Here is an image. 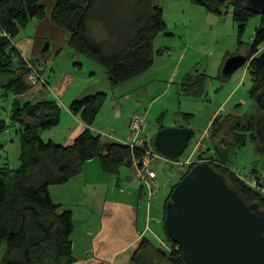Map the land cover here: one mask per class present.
I'll use <instances>...</instances> for the list:
<instances>
[{
	"label": "trees",
	"instance_id": "trees-1",
	"mask_svg": "<svg viewBox=\"0 0 264 264\" xmlns=\"http://www.w3.org/2000/svg\"><path fill=\"white\" fill-rule=\"evenodd\" d=\"M191 1L221 17L226 9L232 8L240 37L251 19L261 18L247 55L253 81L250 98L256 110L246 117L217 116L206 136L209 147L200 154L203 155L200 159L222 175L245 202L258 204L264 211V195L227 170L233 165L232 154L248 138L256 145L258 154L264 156V15L247 10L237 0ZM43 2L0 0V87L6 89L7 95L14 96L11 123L0 117V137L12 123L19 124L21 150L17 169L0 165V250L5 246L0 264H74V217L71 211H61L62 207L53 202L50 188L81 175L84 165L94 159L100 160L109 175H120L123 169L133 165L127 144L103 141L91 129L106 101V93L72 103L71 113L87 126L72 145L42 139V131L60 126L62 108L53 100L24 102L22 97L32 90L27 82L31 69L14 45L15 37L34 19L43 20L49 15L53 25L67 33L69 46L77 54L102 65L111 85L116 87L153 67L154 41L167 30L164 11L154 0H55L48 12ZM221 75L219 79L223 82L228 79ZM207 79L206 73L188 74L180 84V91L200 98ZM192 118V114H180L186 123ZM195 165L181 175L180 181ZM256 177L260 175L254 170L251 178ZM176 186L171 188L166 207ZM165 233L168 235L166 229ZM169 241L166 249L143 239L132 254V264H187L182 250L170 237Z\"/></svg>",
	"mask_w": 264,
	"mask_h": 264
},
{
	"label": "rangeland",
	"instance_id": "rangeland-1",
	"mask_svg": "<svg viewBox=\"0 0 264 264\" xmlns=\"http://www.w3.org/2000/svg\"><path fill=\"white\" fill-rule=\"evenodd\" d=\"M154 2L163 9L169 31L177 33L175 38H170L166 41L168 44L178 46L177 49L172 50L174 60L171 59L162 63L161 60H158L153 67L151 77H147L148 79L150 78L151 83H138L140 79L136 78L114 87L116 90L115 94L131 93L133 100L128 101L130 97L124 96L121 98L123 109L120 117L114 118L111 111L105 115L103 120L108 123L114 118V120H118L117 124L119 126H124L126 117L138 110L141 115L146 116L144 117L149 122V133L151 135V133H156L157 127L162 121L170 123L179 114H192L193 118L189 123L182 119V123L189 127L194 134L187 150L178 161V163H185L187 160L191 162L185 171L186 173L191 165L201 162L202 159L200 158H203L201 157L203 155L200 154L207 150L206 144L209 146L206 135L208 137L211 126L209 123L213 113L219 110V115L221 116L235 114L239 117H246L253 114L256 110L254 101L250 98L253 81L249 63L227 77L228 79L224 82L219 77L221 74L223 75V67L227 61V56L242 55L246 57L248 55L257 29L260 26L261 18L257 16L251 19L244 34L240 37L239 27L233 20L232 8L226 9L224 16L221 17L207 11L202 6L193 4L191 0H154ZM54 3L55 0H44L43 5L47 7V12L53 7ZM119 3L121 4V2ZM117 7L120 8L121 6ZM40 23L38 19H34L13 41L19 53H22L23 56L26 55L25 57L38 69L43 70V74L53 88L65 76L67 71L77 77L74 87L70 88V94H73L84 86L86 82H89V75L95 66L100 70L97 75H104L105 69L99 63L86 57H82L79 62L73 58V54L76 52L69 46L66 32L54 25L48 26L47 24L39 32ZM183 32H185V36L182 34ZM61 34H64V37ZM178 35L182 36V44ZM160 38H163V36L160 35ZM159 42L161 41L156 43V47L160 45ZM30 45H37L35 53L28 50ZM18 47L24 51L25 55ZM180 54H182V77L187 75V71L193 72L194 70H198L199 73L206 72L208 75L204 95L200 98L184 95L181 91L179 94V90L177 91L175 86L171 91L165 93V89L168 86L166 83L168 81L167 66L171 62H178ZM45 58L50 59L49 64H45ZM77 63L84 64L83 69ZM28 68L35 69L30 63ZM84 72L87 74L84 75ZM30 75L31 70L28 73L27 82ZM98 79H102V77ZM154 79L157 80L155 83H153ZM3 83H5V79H3ZM28 85L32 89L35 88L30 81ZM6 93V89L0 87V117L6 119L10 124L14 96ZM48 99L54 100L55 98L53 94H50ZM25 101L27 100L25 99ZM108 110L106 109L104 112L106 113ZM60 128L58 126L42 131V139L48 142L51 138L57 140L62 138L63 130L61 129L60 131ZM19 130L20 125H13L12 123L8 131L0 137V165L6 164L7 167L14 170L21 163L19 160L21 153ZM198 143H200L199 146ZM152 145L154 146L153 140ZM204 157L207 156L205 155ZM231 163L250 175L255 169L264 175V156L258 154L257 147L251 138H248L247 143L232 154ZM152 166L158 175L157 186L154 187L156 189V199L153 201V206L162 208L160 216L164 217L166 197H168L172 186L180 182L179 180L178 183H174L171 177L173 175H176L177 179L181 177V174H177L180 165L160 161L153 163ZM263 175H260L262 180H264ZM157 226L158 224L155 223V230L158 229ZM159 229L163 240H159L157 243L161 241L163 244L160 245L169 247L170 241L164 231V223L159 225ZM153 239L155 240V238ZM4 251L5 246L0 250V261Z\"/></svg>",
	"mask_w": 264,
	"mask_h": 264
},
{
	"label": "crops",
	"instance_id": "crops-1",
	"mask_svg": "<svg viewBox=\"0 0 264 264\" xmlns=\"http://www.w3.org/2000/svg\"><path fill=\"white\" fill-rule=\"evenodd\" d=\"M49 10L51 11V9ZM39 21L41 22L39 25V32L45 27V24L53 26L49 15L45 19ZM176 34L175 32L169 31L167 25V30L163 34H160L163 38H160V35L156 38L154 41V51H156L153 67L158 60H161V63L171 59L174 60L172 50L177 49L178 46L175 44H168L166 41L170 38H175ZM182 34L185 36V32ZM61 36L64 37V34H61ZM178 38L182 44V36L178 35ZM158 41L161 42H159L160 45L156 47ZM186 43H188V41H186ZM18 48L25 55L24 51L20 47ZM36 49L37 45H30L28 48V50H31L33 53H35ZM20 54L32 64L35 69L41 72L47 84L45 86L41 85L42 87L35 86L34 89L22 97L23 100L26 99L33 103L45 100L51 101L48 97L50 94H53L55 98L53 101H57L62 108L60 131L61 129L63 130V136L62 138H58V140L51 138L49 139L50 141L55 143L58 142L57 144L60 143L65 146L72 145L87 129L86 124L79 117L71 113L72 103L76 100H81L87 96L99 93H106L107 98L91 128L93 132L100 135L102 140L106 142L112 141L128 144L132 141L133 136L130 130L131 120L135 116L140 115L144 117L145 115H141L137 110L126 117L124 126H119L117 124L118 120H114V118H119L121 115L123 109L121 98L124 96L130 97L128 101H131L133 97L131 93L115 94L116 90L111 85L105 71H102L104 73L103 76H98L97 72L100 70L95 66L93 68L94 70L89 75V82H86L79 90L70 94V88L74 87L73 85L77 79L76 75L67 71L65 76L62 77L53 88L43 74V70L38 69L37 66L25 57L26 55L23 56L22 53ZM181 55L182 54H180V60L178 62H171L167 66L168 81H166V83L168 86L165 89V93L171 91L175 86L180 94V84L188 74H201L198 70H194V73L192 71H187V75L182 77ZM82 57L83 56L77 53L73 54V58L77 59L78 62L81 61ZM44 60H46L45 64L50 63V59L45 58ZM77 64L83 69L84 64ZM153 67L147 73L138 77L140 79L138 83H151L150 78L148 79L147 77H151L150 75H152ZM83 74L85 75L87 73L84 72ZM99 77H102V79H98ZM156 81L157 80L154 79L153 83ZM106 109L109 110L105 113L104 111ZM111 111L114 118L108 123L104 122L103 119L105 115ZM177 116L178 117L175 116L170 123H164V121H162L154 134L151 133L150 135L148 127L147 137L150 150L155 151L152 140H155L157 133L162 128H189L182 123L180 114ZM217 116H219V110L213 113L209 125L212 124ZM200 143H198V146ZM208 147L209 146L206 144V149H208ZM160 161L163 163L165 162L164 160L153 161L151 169L154 170L152 166L153 163ZM177 174H179V170ZM258 174L261 176L263 175L259 172ZM171 179L174 183H178L180 180V178L177 179L176 175H173ZM151 193L153 196H151ZM50 194L53 202L62 207L61 211H71L73 214L75 225L74 234L72 236L73 255L75 257L74 264H132V254L143 239H149L156 243L159 240H163L160 235L161 230L159 229V225L164 223L165 213L163 214L164 217H161L162 208L153 206V201L156 199V189L153 191L148 189V184L142 179L140 172L133 165L130 168L123 169L120 175H109L104 172L100 160L94 159L84 165L81 175L71 179L64 185L52 186L50 188ZM168 197H166L165 202H167ZM155 223L158 224L157 230L154 229ZM153 238H155V240ZM157 244L160 245L163 244V242L160 241ZM165 248L169 249L167 246H165Z\"/></svg>",
	"mask_w": 264,
	"mask_h": 264
},
{
	"label": "water",
	"instance_id": "water-1",
	"mask_svg": "<svg viewBox=\"0 0 264 264\" xmlns=\"http://www.w3.org/2000/svg\"><path fill=\"white\" fill-rule=\"evenodd\" d=\"M237 1L264 15V0ZM247 61V56L229 57L223 76L233 75ZM191 138L189 128H162L154 147L177 162ZM165 229L187 264H264V211L245 202L209 163L196 164L177 184L166 207Z\"/></svg>",
	"mask_w": 264,
	"mask_h": 264
},
{
	"label": "built area",
	"instance_id": "built-area-1",
	"mask_svg": "<svg viewBox=\"0 0 264 264\" xmlns=\"http://www.w3.org/2000/svg\"><path fill=\"white\" fill-rule=\"evenodd\" d=\"M29 81L33 84V86H38L40 84L44 86L47 85L46 80L37 69H31V75L28 82ZM148 127L149 122L145 117L140 115L135 116L130 123V130L133 139L127 145L132 151L133 166L138 169L142 179L148 184V189L153 191L156 186L155 180L157 178V172L151 169L153 161L164 160L168 164H179V174L181 175L185 173L191 162L188 160L185 163H178V161L172 162L159 154L156 150H150L148 147L149 143L147 137ZM227 170L264 195V186H262L263 180L261 177L252 179L250 174L233 165L227 167ZM151 196H153L152 193Z\"/></svg>",
	"mask_w": 264,
	"mask_h": 264
},
{
	"label": "clouds",
	"instance_id": "clouds-1",
	"mask_svg": "<svg viewBox=\"0 0 264 264\" xmlns=\"http://www.w3.org/2000/svg\"><path fill=\"white\" fill-rule=\"evenodd\" d=\"M156 150V149H155Z\"/></svg>",
	"mask_w": 264,
	"mask_h": 264
}]
</instances>
